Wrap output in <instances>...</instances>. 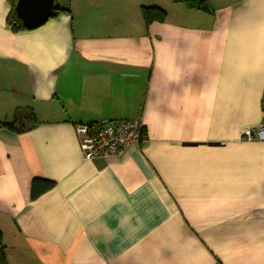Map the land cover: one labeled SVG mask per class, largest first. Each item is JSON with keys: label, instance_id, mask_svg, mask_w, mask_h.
Here are the masks:
<instances>
[{"label": "crops", "instance_id": "crops-1", "mask_svg": "<svg viewBox=\"0 0 264 264\" xmlns=\"http://www.w3.org/2000/svg\"><path fill=\"white\" fill-rule=\"evenodd\" d=\"M205 1L56 0L13 32L0 0L8 264H264V142L243 138L264 115V0ZM105 119L143 138L85 160L75 125ZM34 179L55 186L32 199Z\"/></svg>", "mask_w": 264, "mask_h": 264}, {"label": "built area", "instance_id": "built-area-1", "mask_svg": "<svg viewBox=\"0 0 264 264\" xmlns=\"http://www.w3.org/2000/svg\"><path fill=\"white\" fill-rule=\"evenodd\" d=\"M75 130L85 160L121 154L132 143H139L144 134L142 122L129 119L79 123ZM243 138L264 142V115L257 127L244 131Z\"/></svg>", "mask_w": 264, "mask_h": 264}, {"label": "trees", "instance_id": "trees-1", "mask_svg": "<svg viewBox=\"0 0 264 264\" xmlns=\"http://www.w3.org/2000/svg\"><path fill=\"white\" fill-rule=\"evenodd\" d=\"M18 0H8L10 5V13L7 18V25L10 30L13 32H18L22 30H28V28L24 25L21 17L16 11V3ZM177 3H183L189 8L198 9L202 11H209V7L205 0H174ZM67 11L64 8L56 5L51 18L56 17L59 13ZM142 15L145 21V24L148 26L155 21L163 22L167 17V12L158 6H144L142 7ZM32 115V114H31ZM14 122L11 123H3L8 129L20 132L22 131V126H18V124ZM145 133V129H144ZM144 135V134H143ZM55 186V182L52 180H42V179H34L32 181V189H31V198L36 199L41 194L46 191L52 189ZM0 264H8L7 263V248L4 245L2 233L0 232Z\"/></svg>", "mask_w": 264, "mask_h": 264}, {"label": "water", "instance_id": "water-1", "mask_svg": "<svg viewBox=\"0 0 264 264\" xmlns=\"http://www.w3.org/2000/svg\"><path fill=\"white\" fill-rule=\"evenodd\" d=\"M56 0H18L16 11L28 29L45 24L53 13Z\"/></svg>", "mask_w": 264, "mask_h": 264}]
</instances>
